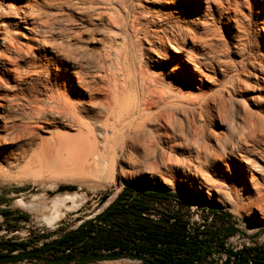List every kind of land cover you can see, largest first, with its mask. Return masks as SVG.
<instances>
[{"label": "bare ground", "instance_id": "bare-ground-1", "mask_svg": "<svg viewBox=\"0 0 264 264\" xmlns=\"http://www.w3.org/2000/svg\"><path fill=\"white\" fill-rule=\"evenodd\" d=\"M36 4L0 8L1 177L39 176L53 164L109 178L146 173L166 185L165 175L201 180L216 202L249 219L257 211L264 223V35L256 40L249 30L250 0ZM21 24L29 37L17 34ZM221 46L239 57L236 66ZM73 194L17 203L43 209L38 223L54 231L66 204L79 211ZM251 222L240 226L247 236L261 229Z\"/></svg>", "mask_w": 264, "mask_h": 264}, {"label": "rangeland", "instance_id": "rangeland-1", "mask_svg": "<svg viewBox=\"0 0 264 264\" xmlns=\"http://www.w3.org/2000/svg\"><path fill=\"white\" fill-rule=\"evenodd\" d=\"M43 1L44 0H0V8L2 7L3 9H5V7H7L8 4L9 5L15 4V5L23 6L25 8V7L33 5L35 2L39 4V2L42 3ZM250 1L252 4V7L254 8L253 3L255 2V0L253 1L250 0ZM262 1L263 0H259L258 2H262ZM261 5H262L261 8H259L258 6L254 8V15L252 16L250 20L252 24L249 23L250 25L249 30H251V34L253 37L255 36L254 38H256V40L261 39V37L258 36L259 33L264 35V30L261 29V26H263V29H264V25H263L264 24L263 23L264 22V4L263 2ZM256 9L258 10V12L260 11L263 13L259 18L256 16L257 14ZM0 19L3 20V17H0ZM10 20H13L12 16L10 17ZM14 20H17V19H14ZM21 25L22 27H20L17 30V34L22 37L24 36L29 37L28 36L29 33L25 29L24 24H21ZM213 28L214 30H217V31L219 30L218 34H222L224 33L225 23L221 19L220 20L217 19L213 23ZM237 34L238 36H241L240 38L242 39L246 38L245 35H242V34L240 35L239 31ZM102 35H103L102 32H99V31L96 32L97 37H101ZM84 37H86V35H84ZM227 38L228 37L226 36L223 39L224 40L226 39L225 41L229 43L230 40ZM24 40L26 39L24 38ZM220 50L222 51L221 53L223 56L226 55L225 57H227V59L229 58V61H228L229 63L232 62L231 64H234L235 66L238 64V61H239L238 56L229 54L228 53L229 50L227 49L225 50L224 47L222 46ZM218 55L220 58L221 57L223 58V56L220 53ZM218 78L221 80L220 76H218ZM222 79H224V77H222ZM248 108L249 109L252 108V111L254 110L256 111L255 106H251ZM217 130H219V128ZM246 146H248V144H246ZM227 162L230 164L231 161L227 160ZM47 171L48 172L50 171L51 174H49ZM115 171L119 173V166L115 167ZM42 173L43 175H41ZM42 173L39 176H35L31 173L24 172V174L20 173V176H17L15 178H13L14 176L10 178L9 177L3 178L0 176V221L2 220L1 215L4 212L21 210L23 213L20 215L23 216L24 219H21L20 221L15 222L13 224L16 227L14 229L18 230L20 233H23V234L26 233V237L23 238V240L18 241V242L27 243L29 245L27 248L29 247L35 248L39 246L40 244H42L44 240L33 238L32 236L37 237L42 232L46 233V231L48 230L44 228L42 224L38 223V220L40 219V216L42 215L43 209H40L41 211L35 210L33 212H30L29 210L20 207L17 203V200L22 199V201H24L25 203H28V202L30 203V201H33L34 197L42 196L47 202H50L52 198L55 196L56 197L57 196L61 197L64 195L72 196L73 192L70 193V192L65 191L63 193H58L57 188L59 186L75 187L76 190L74 191V193L77 195L80 194L79 198L76 200V205L78 203L77 201H79L78 204L80 207L78 206L79 211L77 212L79 215H77V213H74L72 211H70L71 213L67 211L71 209V208L67 209V206L69 204H66V208L65 207L63 208L65 210L61 209V213L63 212L64 214L66 215L68 214V215H67V218L64 219V221H61L57 224L58 227L56 228V230H60V234L62 232L72 229L73 227H76L78 223H82L86 221L87 219H91L92 217H94L95 215L93 214L95 213V210L100 209L102 207V205L100 206L99 197L107 195L109 196V198L106 201H109L110 199L112 201L117 195L121 194L125 189H132V190L138 189L139 191L155 190V191H160L164 193L177 194L179 196V199L184 198L188 200L189 202L197 201L198 203L207 204L209 207L210 205H212L213 208H219L221 211L228 213L230 215L228 222H231L232 225L234 226H236L235 222H238V223H241L240 225L246 229L248 220H250L252 221L251 223L253 227L259 226V228H264V223L258 219L260 215L258 214L257 211H254V214H253L254 216L252 217V219L251 218L249 219L245 215V213H243L241 210H238L236 212L231 211L230 209L227 208L228 203L226 201L224 203V206L221 203L216 202L217 194L214 193L213 191H210V190L208 191V189L205 188V186H203L205 184L203 183H202L203 185L199 184L201 180H199L197 184L193 185L191 182L190 183L189 182L180 183L178 181V178H176L175 176L170 178L168 175H165V177L166 178L168 177L167 179H169L172 183L170 185H166L163 183V180L161 177L156 176V175L146 174V173H142L138 175L135 174L133 176L127 175L126 178H123V177L121 178L119 176H116V178H109L107 176L104 177L98 174L96 176H90L89 174H86V172L76 167L74 168L69 167V166L58 167L57 165L54 166L53 164L48 170L46 171L43 170ZM73 175H77V176H73ZM99 176H101L102 178L104 177V178L102 179ZM51 185L53 188H50ZM229 190L230 192H228V197L231 200L237 203L239 202V200L242 199L240 196V193L234 187L229 188ZM49 193L50 195H48ZM40 201H42V199H40L39 202ZM74 214H76L77 217H73ZM77 219H82V220L77 222ZM67 222L68 224L62 225L63 223H67ZM30 230H32V232H30ZM48 232H53V231H48ZM57 236L59 235H53L51 238L48 239V241H51V239H54ZM0 240H3V238L0 237ZM19 251L20 249L17 250V252ZM5 253H6L5 249L2 248L0 250V255H3ZM23 264H36V263H23ZM89 264H140V262L134 261L132 259L122 258V259H115V260L113 259V260L94 261Z\"/></svg>", "mask_w": 264, "mask_h": 264}, {"label": "trees", "instance_id": "trees-1", "mask_svg": "<svg viewBox=\"0 0 264 264\" xmlns=\"http://www.w3.org/2000/svg\"><path fill=\"white\" fill-rule=\"evenodd\" d=\"M124 191H132L125 189ZM144 199L155 200L157 203H167L172 199H179L177 194L160 191H138ZM121 207L110 210L99 222L105 223V228L96 227L97 223H89L80 228L74 235L67 236L64 245L74 250L85 251H132L152 258V264H200V248L193 241L186 244L185 226L182 221L169 225L167 220L160 219L152 222L141 216L149 208H153L145 200L129 199ZM180 205H188L179 202ZM210 213H220L226 218L230 215L213 208ZM17 246V245H15ZM22 247H28L26 243ZM79 248H78V247ZM77 247V248H75ZM15 248L8 249L9 254ZM233 257L232 264H264V249L262 247L243 248L237 253H229ZM197 261V263H195ZM230 258L224 264H229ZM91 263V262H89ZM82 263V264H89Z\"/></svg>", "mask_w": 264, "mask_h": 264}, {"label": "water", "instance_id": "water-1", "mask_svg": "<svg viewBox=\"0 0 264 264\" xmlns=\"http://www.w3.org/2000/svg\"><path fill=\"white\" fill-rule=\"evenodd\" d=\"M76 190L75 187H69V186H59L57 188L58 193H63L65 191L67 192H74ZM138 189H133L130 194H127V198L130 200L133 198H137L140 200H145L147 203L150 204L151 207H157V206H162L165 203H157L155 200H150V199H144L138 193ZM143 191V190H142ZM50 195V193L48 194ZM109 198V196H102L99 197L100 199V206L103 205L106 200ZM121 198H122V193L117 195L101 212H99L97 215H95L91 219H87L86 221L79 223L76 227H73L72 229L62 232L60 234V230H56L53 232H48L46 233H41L39 234L36 238L40 240H46L47 243L45 245H42L38 247L37 249L33 248H20V251H14L10 254L7 255H2L0 256V264H23V263H36V264H82V263H89V262H94V261H103V260H115V259H132L134 261L140 262V264H152V262L148 259V256L142 255V254H137L132 251H122V250H113V251H85V250H69L65 245H61L59 243L60 238L67 237L74 235L80 231V228L89 224V223H97L99 220L104 217L110 210L116 208V207H121ZM181 202L189 204L186 199L180 198ZM23 212L21 210H15L12 212H9L7 214H2L1 217L7 216V215H20ZM230 217H228L229 219ZM82 219H77V222L81 221ZM73 223V222H72ZM3 223L0 222V225ZM68 224L63 223L62 225ZM74 224V223H73ZM241 223L235 222L234 226L232 225L231 222L227 223V227L218 229V232H223L224 234H239L242 236L244 239H247L249 241H256V240H264L261 239V236L264 235V228H261L258 232L247 236L243 230L240 229ZM32 232V230H30ZM25 234V233H24ZM26 235V234H25ZM53 235H59V238L56 240L48 241L50 237ZM3 247H10L9 244H3ZM54 246H59L61 249L64 251H68V253L64 254L63 257H58V258H53L50 259L48 257H45L47 253V249L50 247Z\"/></svg>", "mask_w": 264, "mask_h": 264}, {"label": "built area", "instance_id": "built-area-1", "mask_svg": "<svg viewBox=\"0 0 264 264\" xmlns=\"http://www.w3.org/2000/svg\"><path fill=\"white\" fill-rule=\"evenodd\" d=\"M179 202H181L179 199L169 200L162 206L153 207L147 212L142 213L141 216L145 218L149 217L151 220L157 221L161 219L163 213L168 215L177 213L183 217V221H185L187 230L190 233H194L195 228L205 230L213 223L214 216L209 211L200 209L196 206H187L185 203V205L182 206L179 204ZM172 221L173 220H170V222ZM96 227L105 228L106 224L97 223ZM25 234L22 235V233H20L18 230L7 232L4 229H1L0 231V237L3 238L4 241H21L26 237ZM256 246L262 247L264 249V240L249 241L247 239H244L239 234H230L224 240V248H221L220 252L218 253H213L201 264H224L228 258L231 259L229 264H232L233 257H230L229 253H237L243 248ZM1 249L2 248H0V250ZM66 253H68V251H65V254Z\"/></svg>", "mask_w": 264, "mask_h": 264}, {"label": "flooded vegetation", "instance_id": "flooded-vegetation-1", "mask_svg": "<svg viewBox=\"0 0 264 264\" xmlns=\"http://www.w3.org/2000/svg\"><path fill=\"white\" fill-rule=\"evenodd\" d=\"M132 191H123L122 192V198H121V204H126L129 200V198H127V194H130ZM151 208H149L148 210H150ZM147 210V211H148ZM146 211V212H147ZM9 212L12 211H8V212H4L3 214H7ZM214 216V221L213 223L205 230H200L199 228H195L194 229V233H190L187 230L186 227V223L185 221H183V217L177 213L174 214H162L161 219H166L169 225H173L174 223L178 222V221H182L181 223H183V225L185 226V238L184 240L186 241V244H189L191 241H193L195 243V245H197L200 248V252L199 254V263L201 264L205 259H207L209 256H211L213 253H218L220 252L221 248H224V240L230 235V234H224L223 232H218V229L227 227V223H228V218H226L225 216L221 215L220 213H211ZM145 218V217H144ZM21 219H24L23 216L21 215H7L2 217V220L0 222H2L3 224L0 225V230L4 229L7 232H11V231H16L15 225L13 223L20 221ZM152 222H156L151 220L149 217L146 218ZM170 220H173L172 222H170ZM159 221V220H157ZM100 223V222H99ZM13 229V230H12ZM33 238H36L34 236H32ZM51 238V237H50ZM59 236H57L52 240H56L58 239ZM66 237L60 238L59 243L61 245H64V241H65ZM47 243L46 240H44V242L42 244H40L39 246L33 248V249H37L38 247L45 245ZM3 244H9L10 247H3ZM21 244H23L22 242H17V241H4L0 240V248L5 249L6 253L3 255H7L9 254L8 249L14 247L15 251H17L18 249H20L22 246ZM27 244V243H26ZM17 245V246H15ZM28 245V244H27ZM23 248H27V247H23ZM73 251V250H72ZM65 254V251L63 249H61L59 246H54V247H50L47 249V253L45 255V257H48L50 259L53 258H58V257H63ZM2 256V255H0ZM151 262L152 258L149 259ZM214 261V260H211ZM197 263V261L195 262Z\"/></svg>", "mask_w": 264, "mask_h": 264}]
</instances>
